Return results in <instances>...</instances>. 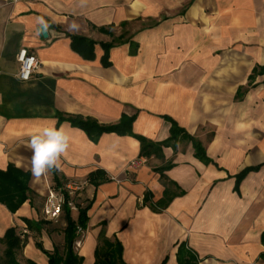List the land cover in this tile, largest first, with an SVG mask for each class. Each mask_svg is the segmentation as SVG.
<instances>
[{"label": "crops", "instance_id": "0c3cea01", "mask_svg": "<svg viewBox=\"0 0 264 264\" xmlns=\"http://www.w3.org/2000/svg\"><path fill=\"white\" fill-rule=\"evenodd\" d=\"M72 36L95 42L92 60L73 50ZM113 42L105 66L102 44ZM23 47L41 62L28 82L17 78ZM260 67L264 0H0V171L30 172L34 193L14 214L0 203V263L11 228L25 241L19 264H49L47 254L64 251L65 214L57 222L43 214L55 174L33 175L30 147L40 129L64 125L72 139L54 169L61 182L86 184L73 200L89 207L74 245L82 264H116L117 244L124 264H264V74H253ZM67 116L133 122L93 142L59 121ZM164 117L200 142L210 162L182 139L163 158L141 157L129 131L164 142ZM168 163L165 187L156 169ZM166 190L176 196L154 210Z\"/></svg>", "mask_w": 264, "mask_h": 264}, {"label": "trees", "instance_id": "16d2710c", "mask_svg": "<svg viewBox=\"0 0 264 264\" xmlns=\"http://www.w3.org/2000/svg\"><path fill=\"white\" fill-rule=\"evenodd\" d=\"M71 38H72V48L75 52H77L83 58L88 60H92L94 58V54H93V47L95 44L94 41L78 36H72ZM121 38L117 43H124L123 41H121ZM114 45L115 42L110 44H102V47L105 51L102 61L105 66L109 65L108 62L109 51ZM135 46L136 45L133 44V47ZM253 74L254 75L264 74V67L255 68ZM164 119L171 124L170 137L164 142L155 143L145 137L134 135L129 131V134L137 138L140 142L141 157L150 158L152 156H155L157 158H163L164 157L163 149L166 147H173L174 143H176L179 139H182L192 142L195 150L196 158H198L199 160L203 161L206 164L210 162V160L206 156L205 149L203 148L200 142H198L194 137H192L187 132L182 130L173 119L168 117H164ZM59 121L68 122L73 127H78L82 129L93 142H98V140L104 133L116 132L122 134V132L119 131V128L122 126H130L131 123L133 122V119L123 117L121 122L116 126H101L92 119H88V118L84 119L80 116L60 117ZM172 167L173 164L168 163L165 166L156 169V171L160 173L161 180L164 182L165 187L166 185H168L167 184L168 182H166L167 178L164 172L171 169ZM251 170L252 169H246L244 172H242L237 176L236 188H238L241 180ZM52 172L55 174V178H54L55 185L53 186L52 190L61 191L63 193L64 185L67 182H61L58 179L56 175L57 172L55 169H52ZM30 176H31L30 172H24L18 168H15L13 165H9L6 171H0V203L5 205L7 209L13 214L16 213L23 206L25 202L30 200L34 194L29 187ZM88 182H93L95 184L94 176L91 175ZM175 196H176L175 194H172L168 192V190H166L164 199L158 202L156 205L152 206V208L157 211L166 209ZM64 198H65V202L63 205L62 213L65 214V218L67 221V226L64 231L65 234L64 251L62 254L59 251H54L52 254H47L46 252V254L48 255L49 264H82V258H80L75 253L74 245L76 239L80 235L79 229L85 231L87 228V222H88L87 211L89 207L87 206L82 208L80 205L75 204L77 209L76 211L78 212V217L77 220H74L72 218L73 210L69 206V202H71L74 199L70 198V196L65 192H64ZM25 222L30 229L40 231L37 225L34 224L32 221L25 220ZM41 222H45V221H41ZM4 243L6 245V249L4 252V260L0 264H19V262L17 261L16 253L22 247V245H24L25 241L22 242V240L16 235L15 230L11 228L5 234ZM105 245L108 246L109 244L105 243ZM39 248L42 249L40 245ZM116 250L118 254L114 258V263L124 264L121 258V246L117 244Z\"/></svg>", "mask_w": 264, "mask_h": 264}, {"label": "clouds", "instance_id": "9594fccd", "mask_svg": "<svg viewBox=\"0 0 264 264\" xmlns=\"http://www.w3.org/2000/svg\"><path fill=\"white\" fill-rule=\"evenodd\" d=\"M72 137L64 125L44 127L31 136L32 173L39 178L54 168H59L61 157L70 147Z\"/></svg>", "mask_w": 264, "mask_h": 264}, {"label": "built area", "instance_id": "2783aa9c", "mask_svg": "<svg viewBox=\"0 0 264 264\" xmlns=\"http://www.w3.org/2000/svg\"><path fill=\"white\" fill-rule=\"evenodd\" d=\"M5 4H15L19 0H1ZM17 61L19 64V70L17 73V78L21 82H28L32 79L33 75L36 74L41 66V62L38 57L29 52L26 47L20 49ZM85 183L79 181H69L64 185V192L74 199V197L85 188ZM64 192L61 191H51L46 203L43 208V214L46 218L52 221H58L62 212L63 205L65 202ZM69 206L72 210H77L74 201L69 202ZM24 234L27 233L25 229ZM83 230L79 229V234H82Z\"/></svg>", "mask_w": 264, "mask_h": 264}, {"label": "water", "instance_id": "95a60500", "mask_svg": "<svg viewBox=\"0 0 264 264\" xmlns=\"http://www.w3.org/2000/svg\"><path fill=\"white\" fill-rule=\"evenodd\" d=\"M40 31H41L44 38H48V33H47L45 26H41Z\"/></svg>", "mask_w": 264, "mask_h": 264}, {"label": "rangeland", "instance_id": "374dc122", "mask_svg": "<svg viewBox=\"0 0 264 264\" xmlns=\"http://www.w3.org/2000/svg\"><path fill=\"white\" fill-rule=\"evenodd\" d=\"M136 26H138V25H136ZM222 52H220V51H217V57H221V54ZM73 212H76V210H73ZM62 215V214H61ZM2 258L3 257H1V250H0V261L2 260Z\"/></svg>", "mask_w": 264, "mask_h": 264}]
</instances>
